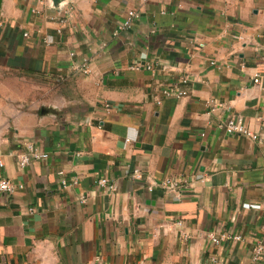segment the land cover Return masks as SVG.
<instances>
[{"label": "crops", "instance_id": "crops-1", "mask_svg": "<svg viewBox=\"0 0 264 264\" xmlns=\"http://www.w3.org/2000/svg\"><path fill=\"white\" fill-rule=\"evenodd\" d=\"M0 178V264H264V0H2Z\"/></svg>", "mask_w": 264, "mask_h": 264}, {"label": "built area", "instance_id": "built-area-1", "mask_svg": "<svg viewBox=\"0 0 264 264\" xmlns=\"http://www.w3.org/2000/svg\"><path fill=\"white\" fill-rule=\"evenodd\" d=\"M36 3L40 6L43 5H47L50 6V0H36ZM68 11L63 12V14H67ZM138 17V15L134 12V11H129L127 13V19L126 21L123 23V27L124 29H127L131 26L132 21L134 19H136ZM62 23H64V21H62ZM149 68V67H148ZM76 73H80L81 75H87L89 73L88 68L86 63H83L82 65L78 66L75 68ZM185 82V81H183ZM255 84L259 83V79H254L253 81ZM174 96L176 98H181V97H185L187 96V92L186 91H173ZM163 96L168 97L171 95L170 91L164 90L162 91ZM157 104H160V101H157ZM104 108L105 110H109L110 106L108 104H104ZM225 129L228 133H235L247 138H250L252 140H256V135L253 134L252 132H250L242 123L238 118L235 117H231L229 118L226 122H225ZM47 155L46 154H41V153H35L34 151H32V149H30V153L29 155H21L19 157V166L20 167H25L26 165H28L29 161L32 160H45L47 159ZM62 174V173H59ZM62 186L65 184L64 181L61 182ZM97 185L100 188H105L108 187V183L106 179H99L97 181ZM164 187L165 188H173L174 184L170 183L169 181H166V183H164ZM112 189V187H109ZM14 186L13 184L8 181L7 179H3L0 178V193H13L14 191ZM234 239H239V237H233ZM212 241L214 243H217V239L212 237ZM264 247L261 244H258L255 246V248L253 249V260L254 261H258L263 253Z\"/></svg>", "mask_w": 264, "mask_h": 264}, {"label": "water", "instance_id": "water-1", "mask_svg": "<svg viewBox=\"0 0 264 264\" xmlns=\"http://www.w3.org/2000/svg\"><path fill=\"white\" fill-rule=\"evenodd\" d=\"M61 0H52V2H53V6H57L58 4H59V2H60ZM1 5H2V0H0V8H1Z\"/></svg>", "mask_w": 264, "mask_h": 264}]
</instances>
